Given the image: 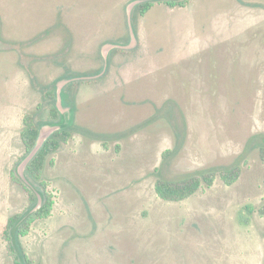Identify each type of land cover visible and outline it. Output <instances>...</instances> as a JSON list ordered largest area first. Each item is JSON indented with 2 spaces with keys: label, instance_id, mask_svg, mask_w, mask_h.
I'll return each mask as SVG.
<instances>
[{
  "label": "rangeland",
  "instance_id": "1",
  "mask_svg": "<svg viewBox=\"0 0 264 264\" xmlns=\"http://www.w3.org/2000/svg\"><path fill=\"white\" fill-rule=\"evenodd\" d=\"M143 1L0 0V264L8 217L42 201L27 111L42 137L72 132L44 167L51 214L21 237L34 264H264V0H152L134 20ZM207 172L183 200L154 190Z\"/></svg>",
  "mask_w": 264,
  "mask_h": 264
},
{
  "label": "trees",
  "instance_id": "2",
  "mask_svg": "<svg viewBox=\"0 0 264 264\" xmlns=\"http://www.w3.org/2000/svg\"><path fill=\"white\" fill-rule=\"evenodd\" d=\"M188 0H164L167 6H185ZM155 2L152 0H145L134 6L133 17L137 14L143 16L148 10H150ZM61 101L65 105V94L60 92ZM56 97L55 90L48 89L44 92L43 98L54 99ZM62 104V105H63ZM63 105V106H64ZM66 106V105H65ZM73 110V107L68 105ZM40 104H37L36 110H40ZM36 112L27 111L21 118V129L19 131V138L25 152L30 153L37 141L39 135L40 126L35 120ZM47 117L50 120H55L59 117V111L53 104L48 109ZM70 125V124H69ZM69 125L58 127L53 130L42 142L37 151L33 154L31 159L27 162L24 168V174L32 181L37 182L41 187L42 201L41 204L29 214L23 216L19 213L12 214L8 217L5 228L2 233L3 240L5 241V249L7 255L10 257L12 264H34L32 259L25 253L21 237L29 234L31 225L35 220L44 219L50 216L53 207V196L47 188V183L43 179V171L48 157L55 153L62 143H66L72 132ZM166 151L162 153L164 157ZM48 164H53V159L48 160ZM240 169L235 167L233 169L225 170L220 173V178L226 184H232L238 177ZM214 180V173H194L189 175L183 181L173 182L162 178H157L154 183V190L157 196L166 201H180L192 194L204 185L209 187ZM30 201H34L36 198L34 194L25 187ZM247 211L252 210L251 205L246 206ZM261 214H264V206L259 209Z\"/></svg>",
  "mask_w": 264,
  "mask_h": 264
},
{
  "label": "water",
  "instance_id": "3",
  "mask_svg": "<svg viewBox=\"0 0 264 264\" xmlns=\"http://www.w3.org/2000/svg\"><path fill=\"white\" fill-rule=\"evenodd\" d=\"M58 127H55L53 130H55V129H57ZM52 130V131H53ZM52 131H50L47 135H45V136H41V130L39 129V135H38V138H37V141H36V144H35V146H34V148H33V150L29 153L30 154V157H29V159H28V161L31 159V157L33 156V154L37 151V149L40 147V145L42 144V142H43V140L52 132ZM27 161V162H28ZM27 162H26V164H27ZM25 164V165H26ZM25 168V167H24ZM37 208V207H36ZM36 208H34V210L36 209ZM33 210V211H34Z\"/></svg>",
  "mask_w": 264,
  "mask_h": 264
}]
</instances>
